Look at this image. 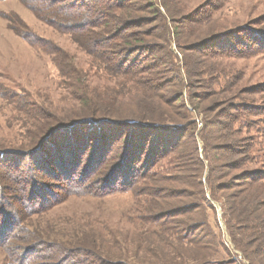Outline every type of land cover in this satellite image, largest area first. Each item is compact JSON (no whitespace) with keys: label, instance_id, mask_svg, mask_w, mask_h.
Returning <instances> with one entry per match:
<instances>
[{"label":"trees","instance_id":"obj_1","mask_svg":"<svg viewBox=\"0 0 264 264\" xmlns=\"http://www.w3.org/2000/svg\"><path fill=\"white\" fill-rule=\"evenodd\" d=\"M39 1L45 6L31 4V8L50 18L56 29L72 35L92 61L87 70L74 57H64L69 62L64 65L56 51L54 64L77 106L62 116L35 103L32 110L23 106L32 116L36 133L23 145L26 149H0V217L5 239L20 241L14 232L22 231L20 224L26 217L19 214L32 212L38 208L34 204L41 202L36 173L4 166L1 158L40 157L34 166L54 172L46 173L55 180L50 187L63 189L66 182H74L82 188L74 194L101 195L118 188L147 198L137 228L141 235L133 241L142 254L133 257V263L123 248L105 250L93 235L54 246L60 251L58 264L79 258L82 264H264V155H259L264 146L255 135L244 133L248 118L264 109L244 101L240 90L227 86L226 76L207 86L200 76L203 71L193 67L200 57L197 54L239 29L198 34L197 29L217 10L212 2L178 16L181 6L176 0ZM171 32L183 53L184 75L201 78L200 89L187 98L191 108L184 102L185 81L176 67ZM95 78L114 86L99 87ZM9 95L1 93L3 99ZM210 97L219 103L209 107L194 103ZM198 110L203 113L199 129ZM259 129L256 132L264 131ZM170 155L167 172L154 170ZM100 167L106 175L89 180ZM141 176L145 190L139 193L136 185ZM212 199L220 203L235 253L218 222L211 219L217 212ZM42 240L34 238L32 246L48 243ZM14 247L12 242L6 249ZM18 247L32 251V247Z\"/></svg>","mask_w":264,"mask_h":264},{"label":"rangeland","instance_id":"obj_2","mask_svg":"<svg viewBox=\"0 0 264 264\" xmlns=\"http://www.w3.org/2000/svg\"><path fill=\"white\" fill-rule=\"evenodd\" d=\"M177 1H180L179 6H181L178 16L189 14L205 2H212L217 7L212 19L207 20L201 29H197V33H201L202 36L214 31L239 29L233 30L228 34L230 38L222 39L212 49L197 54L200 57L196 59L193 67L195 70L203 71L200 75L204 78L202 82L207 86L215 85L214 81L220 78L223 80L226 76L230 81L227 86L229 85L232 90H240L244 101L264 109V0ZM31 4L37 7L45 6L39 0H0V149H26L23 145H26L28 138L36 133L32 116L24 112L23 106L32 110L36 108L35 103L52 112L55 111L60 116L70 114L77 106L65 86L64 78L54 64L56 51H59L58 56L63 59L61 61L64 65H69L64 57H74L75 63L87 70L90 69L92 61L72 35L53 27L50 18L38 15L36 9L31 8ZM159 5L164 12V7ZM170 5L175 7V2L171 1ZM168 22L170 23V19ZM189 27L191 26L186 25V29ZM177 39L171 32V49L178 57L176 67L178 66L183 72L181 75L185 81L183 93L187 99L200 89L197 83L201 78L193 76L187 79L184 75L183 53L178 49ZM215 49L218 55H210ZM207 70L209 73H206ZM95 84L99 87L114 86L111 81L97 78ZM189 84L194 86L190 87ZM1 93L6 95L10 93V98L3 99ZM211 97L208 101H194V103L208 107L219 103L213 101ZM17 99H20V102ZM184 102L190 108L193 106L188 99ZM196 118L199 129L203 119L201 110L197 111ZM247 125L248 128L244 133L255 135L264 146V131L256 132L259 128L264 130V113L252 114L248 118ZM197 139L200 146H203L199 134ZM49 153L51 154L52 151ZM259 155L263 156L264 150ZM172 156L160 160L154 170L160 171V174L167 172V169L171 168L168 161ZM39 159L40 157L21 156L1 158L3 165L6 163L17 166L19 172L28 169L36 173L35 189L40 192L41 204H34L38 208H33L30 213L24 211V214H19L26 217V221L20 224L22 231L14 232V236L20 237V241L14 237L9 242L8 238L5 239L3 217H0V264H58L60 251L54 246L78 241L79 238L89 239L93 235L97 237L98 244L106 247L105 250L115 249L113 246L123 248L128 257H131L129 260L131 263L134 261L133 257H140L142 252L133 241L138 239L140 234L137 228L146 206L147 198L144 194L122 192L118 188L100 193L101 195L74 194V191L78 192L82 189L74 182H66L64 187L61 186L63 189L50 187L49 183L52 181L54 183L55 180L46 173L54 175V172L49 169L37 170L34 165ZM160 164L162 165L159 167ZM56 171L60 173L59 170ZM102 171L100 167L88 179H101L107 173L104 174ZM3 175L7 173L4 172ZM144 180L141 176L136 186L139 187ZM44 183H47V187ZM146 183L149 185L150 181ZM144 190L140 186L138 192ZM36 200L39 201L38 197ZM212 202L217 212L211 219L214 224L215 221L218 222L222 237L235 253L237 250L233 248L225 220L219 214L217 206L221 208L220 203L213 199ZM17 207L20 209L19 206ZM39 231L42 233H38ZM36 237L48 243L46 245L38 243L40 246L35 248L32 243ZM5 242H7L6 247ZM12 242L15 247L7 250ZM18 246L26 249L32 247V251L28 253ZM237 256L240 261L241 255ZM231 257L236 258V255L232 253ZM81 259L67 260L66 263L82 264Z\"/></svg>","mask_w":264,"mask_h":264},{"label":"water","instance_id":"obj_3","mask_svg":"<svg viewBox=\"0 0 264 264\" xmlns=\"http://www.w3.org/2000/svg\"><path fill=\"white\" fill-rule=\"evenodd\" d=\"M217 207H218V210H219V214H220V216H222L221 208H220L219 206H217Z\"/></svg>","mask_w":264,"mask_h":264}]
</instances>
